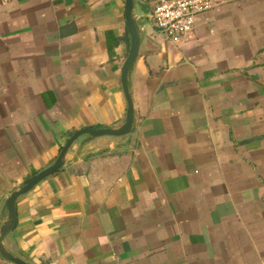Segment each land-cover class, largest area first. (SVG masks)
<instances>
[{
  "label": "crops",
  "instance_id": "1",
  "mask_svg": "<svg viewBox=\"0 0 264 264\" xmlns=\"http://www.w3.org/2000/svg\"><path fill=\"white\" fill-rule=\"evenodd\" d=\"M156 1L134 0V131L80 137L16 202L4 244L28 264H264V0H219L182 45ZM128 51L124 0L0 7V225L75 132L124 125Z\"/></svg>",
  "mask_w": 264,
  "mask_h": 264
},
{
  "label": "water",
  "instance_id": "2",
  "mask_svg": "<svg viewBox=\"0 0 264 264\" xmlns=\"http://www.w3.org/2000/svg\"><path fill=\"white\" fill-rule=\"evenodd\" d=\"M125 2V21L127 26V32L129 36V51L128 55L123 63L121 69V85L124 92V96L127 102V114L124 125L116 129H82L75 132L65 143L61 149L58 157L52 165L42 170L36 175L25 180L22 185L12 191L6 198L3 206V221L0 225V257L12 264H28L22 259L13 256L5 247L4 239L10 234L16 227L17 224V213H16V202L23 195L30 192L40 182L45 180L47 177L57 173L64 168L67 159L66 154L69 148L74 144L78 143V140L82 136H88L89 139H95L98 137H122L131 134L135 129V114L134 105L129 89L130 78L129 71L134 65L142 39L145 37L144 30L141 26L140 20L134 13L135 2L134 0H124ZM84 141V142H86Z\"/></svg>",
  "mask_w": 264,
  "mask_h": 264
},
{
  "label": "built area",
  "instance_id": "3",
  "mask_svg": "<svg viewBox=\"0 0 264 264\" xmlns=\"http://www.w3.org/2000/svg\"><path fill=\"white\" fill-rule=\"evenodd\" d=\"M13 0H0V7ZM219 0H157L150 16L153 27L175 44H187L197 19Z\"/></svg>",
  "mask_w": 264,
  "mask_h": 264
}]
</instances>
